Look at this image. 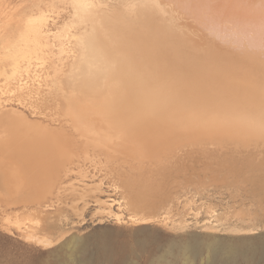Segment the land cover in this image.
Segmentation results:
<instances>
[{
  "label": "rangeland",
  "instance_id": "rangeland-1",
  "mask_svg": "<svg viewBox=\"0 0 264 264\" xmlns=\"http://www.w3.org/2000/svg\"><path fill=\"white\" fill-rule=\"evenodd\" d=\"M0 37V107L40 110L72 91L126 92L131 81V106L169 109L179 126L177 152L127 182L134 203L124 223L57 213L47 245L0 227V264H109L79 239L101 225H144L129 222L133 213L158 241L116 264H207L208 250L186 254L193 237L264 236V0H0ZM74 61L82 70L71 79ZM89 61L103 72L92 82Z\"/></svg>",
  "mask_w": 264,
  "mask_h": 264
},
{
  "label": "bare ground",
  "instance_id": "bare-ground-1",
  "mask_svg": "<svg viewBox=\"0 0 264 264\" xmlns=\"http://www.w3.org/2000/svg\"><path fill=\"white\" fill-rule=\"evenodd\" d=\"M79 8L85 10V4L78 5ZM21 29V25H15L8 35H15ZM3 41L4 37H0V42ZM88 66L89 70H85L89 81L98 79L96 72L101 67L92 61ZM63 70L55 69L56 78ZM80 70V61L72 64L70 78L78 76ZM62 82L59 80L61 87ZM130 83L128 91L121 90L122 93L116 88L118 93L110 90L97 94L94 90L96 94L84 91L77 95L72 91L65 97L58 95L55 105L40 110H25L17 104H9L12 108L0 107L1 228L18 233L25 241L47 245L54 238L57 216L62 215L63 219L65 211L78 217V222L88 215L92 224L124 223L127 209L133 210V193L127 182L137 169L161 163L177 152L178 147L173 144L178 145L175 139L179 129L177 117L169 109L131 106L130 102L136 98L127 93ZM129 222L144 225L130 230L124 226L101 225L86 238L79 239L80 243L84 248L91 245L95 258L116 264L119 254L130 249L141 253L158 241L159 235L149 227L147 217L133 213ZM123 229H128L134 238L132 243L124 244L118 239ZM185 250L192 260L208 250L207 264H264V236L238 240L217 237L211 241L193 237Z\"/></svg>",
  "mask_w": 264,
  "mask_h": 264
}]
</instances>
